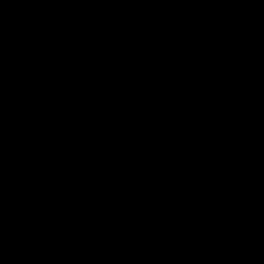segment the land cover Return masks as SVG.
<instances>
[{"label": "water", "instance_id": "95a60500", "mask_svg": "<svg viewBox=\"0 0 264 264\" xmlns=\"http://www.w3.org/2000/svg\"><path fill=\"white\" fill-rule=\"evenodd\" d=\"M0 264H264V0H0Z\"/></svg>", "mask_w": 264, "mask_h": 264}]
</instances>
